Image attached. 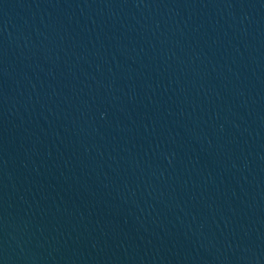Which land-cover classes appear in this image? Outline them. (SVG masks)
<instances>
[{"label":"water","instance_id":"95a60500","mask_svg":"<svg viewBox=\"0 0 264 264\" xmlns=\"http://www.w3.org/2000/svg\"><path fill=\"white\" fill-rule=\"evenodd\" d=\"M0 264H264V0H0Z\"/></svg>","mask_w":264,"mask_h":264}]
</instances>
